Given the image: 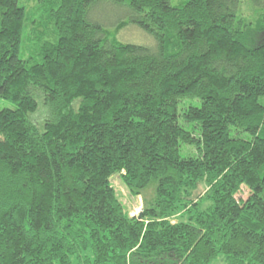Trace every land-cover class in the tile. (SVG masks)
I'll list each match as a JSON object with an SVG mask.
<instances>
[{"label":"trees","instance_id":"trees-1","mask_svg":"<svg viewBox=\"0 0 264 264\" xmlns=\"http://www.w3.org/2000/svg\"><path fill=\"white\" fill-rule=\"evenodd\" d=\"M32 1L0 0V264H264V0Z\"/></svg>","mask_w":264,"mask_h":264},{"label":"rangeland","instance_id":"rangeland-1","mask_svg":"<svg viewBox=\"0 0 264 264\" xmlns=\"http://www.w3.org/2000/svg\"><path fill=\"white\" fill-rule=\"evenodd\" d=\"M179 0H172L173 3H178ZM241 1V11L243 12L244 16H248L250 14L249 7L247 5L246 0H240ZM30 3H35L32 0H20L19 4L26 8L27 11L30 9ZM93 18L95 20H98L103 24V26L109 30L114 31L115 25L118 21L121 20H130L129 16V8L127 4H116L112 1H101L97 3L93 9ZM27 20L24 28L23 35L25 36L26 30H27ZM118 39L122 42H129V43H135V44H145V45H152L154 44V38L147 33L145 30H143L140 26L133 22H128L125 27L118 33ZM201 105V101L199 99L195 101H188V99L183 100L179 105V122L180 124L184 125L189 130H194L196 134L199 133L198 128L194 127L195 125L193 123H189L185 121L183 116V111L186 107L190 105ZM42 106V104L39 105V108ZM3 107H14V104L6 99H0V108ZM233 134L235 133V130L232 131ZM244 138H251V135L249 133H241L240 134ZM180 152L183 156H189V155H195L197 154V148L196 146L189 145L182 143L180 146ZM111 182L117 192L119 200L123 203L124 208L126 211H128L130 216L139 215L142 207H143V196H135L130 193L129 189L125 185L124 181L120 177V175L116 174L111 178ZM208 188V185L203 182L199 185V187L196 190L195 194L204 193ZM151 190H148L146 193H150ZM249 195V191L244 188L238 195V197L242 196L246 198ZM177 220L178 218L172 217V220ZM213 264H227L226 261L223 259V257H218Z\"/></svg>","mask_w":264,"mask_h":264}]
</instances>
